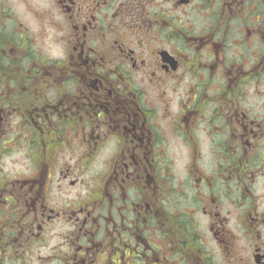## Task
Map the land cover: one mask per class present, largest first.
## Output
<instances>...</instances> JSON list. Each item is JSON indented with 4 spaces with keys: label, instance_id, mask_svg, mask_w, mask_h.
Instances as JSON below:
<instances>
[{
    "label": "flooded vegetation",
    "instance_id": "obj_1",
    "mask_svg": "<svg viewBox=\"0 0 264 264\" xmlns=\"http://www.w3.org/2000/svg\"><path fill=\"white\" fill-rule=\"evenodd\" d=\"M0 264H264V0H0Z\"/></svg>",
    "mask_w": 264,
    "mask_h": 264
}]
</instances>
